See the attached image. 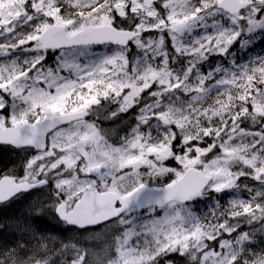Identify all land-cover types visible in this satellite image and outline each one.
<instances>
[{
    "label": "snow or ice",
    "instance_id": "1",
    "mask_svg": "<svg viewBox=\"0 0 264 264\" xmlns=\"http://www.w3.org/2000/svg\"><path fill=\"white\" fill-rule=\"evenodd\" d=\"M0 146V264H264V0H0Z\"/></svg>",
    "mask_w": 264,
    "mask_h": 264
},
{
    "label": "trees",
    "instance_id": "2",
    "mask_svg": "<svg viewBox=\"0 0 264 264\" xmlns=\"http://www.w3.org/2000/svg\"><path fill=\"white\" fill-rule=\"evenodd\" d=\"M259 51V49H257ZM19 156L17 153L10 151L4 146H0V173L5 172L7 169L11 168L14 164H19ZM30 201H21L12 205L7 213L0 212V218L4 215L9 217L13 215H20L28 210V205Z\"/></svg>",
    "mask_w": 264,
    "mask_h": 264
}]
</instances>
